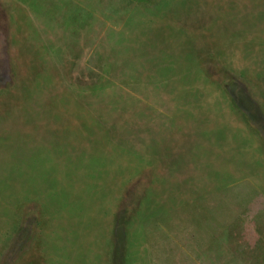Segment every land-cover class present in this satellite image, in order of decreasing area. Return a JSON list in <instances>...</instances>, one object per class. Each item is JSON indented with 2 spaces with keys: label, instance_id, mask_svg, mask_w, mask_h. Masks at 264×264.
I'll return each instance as SVG.
<instances>
[{
  "label": "rangeland",
  "instance_id": "374dc122",
  "mask_svg": "<svg viewBox=\"0 0 264 264\" xmlns=\"http://www.w3.org/2000/svg\"><path fill=\"white\" fill-rule=\"evenodd\" d=\"M0 264H264V0H0Z\"/></svg>",
  "mask_w": 264,
  "mask_h": 264
}]
</instances>
